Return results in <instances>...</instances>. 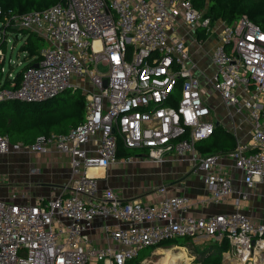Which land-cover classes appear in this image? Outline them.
<instances>
[{
	"label": "built area",
	"instance_id": "obj_1",
	"mask_svg": "<svg viewBox=\"0 0 264 264\" xmlns=\"http://www.w3.org/2000/svg\"><path fill=\"white\" fill-rule=\"evenodd\" d=\"M204 14L190 0H66L23 14L0 9V39L10 42L23 30L46 44L17 83L8 75L0 102L43 103L68 89L86 101L83 122L65 134L40 135L30 145L0 135L1 155L53 150L70 164L61 194L28 204L0 200V264H133L141 251L180 238L218 248L226 242L221 256L261 264L264 223L240 207L264 182V32L245 16L228 26ZM214 34L208 55L214 72L205 81L226 112L235 147L204 156L196 147L215 130L211 93L193 72L187 44ZM3 58L0 50V64ZM119 142L143 153L123 159L128 164L187 159L204 176L207 202L231 201L233 210L195 219L187 216L193 200L167 197L164 186L156 190L164 197L150 205L101 188L88 172L120 163ZM234 172L243 185L237 191ZM96 220L100 243L90 234Z\"/></svg>",
	"mask_w": 264,
	"mask_h": 264
},
{
	"label": "crops",
	"instance_id": "obj_2",
	"mask_svg": "<svg viewBox=\"0 0 264 264\" xmlns=\"http://www.w3.org/2000/svg\"><path fill=\"white\" fill-rule=\"evenodd\" d=\"M13 36V40L15 42L21 41V44H23L26 39V36L20 33L19 30H17ZM216 40L218 39L216 34H214L208 38L203 37V40H198L197 44L195 41H189L187 44L191 52V59L197 67L193 72L200 79L201 86L205 92H209L210 90L206 85L205 77L211 76L214 72L213 67L210 65L208 55L216 44ZM5 46L6 44L0 49L4 56L1 63L4 68V73L1 74L0 86L4 83V80H9L8 75H11L12 78L16 76V74L13 73V66L11 65H9L10 70L8 72L5 71ZM23 56H25V53ZM10 58L11 57L8 58V63L11 61ZM30 61L31 60H28L27 62ZM25 63L23 57V62L19 71ZM72 91H77L81 94L79 90ZM213 100V102L217 103L221 108V113H219V109L211 103L210 99L208 100L212 107L211 120L215 128L219 127L233 138L231 135L232 126L226 116L225 110L222 108L217 98H213ZM84 102L86 113L85 99ZM70 128L71 126L65 130V133H67ZM49 134L56 133L51 132ZM247 141H249V137L243 135L242 142L246 143ZM18 143L22 144V142ZM201 143L202 142L197 144V147ZM142 156L143 153L141 151L135 154L131 151V156L129 157L135 159ZM123 159L125 158L119 159L120 163L107 170L96 169V171L90 170L88 173L99 178V185L101 188L113 189L126 201H138L143 204L154 203L164 197V195L156 193L157 188L161 186L166 187L165 196L167 197L187 195L193 200V203L189 206L187 216L195 219L207 218L233 210L231 201L224 204L207 202L209 193L204 184V176L200 172H195L196 169L193 164L187 159L177 160L169 156L167 161L162 165H154L148 162L135 160L133 163L128 164L125 163ZM0 171V200L11 203L28 204L35 202L38 198L48 199L59 195L70 181L69 158L53 150L44 155H27L20 153L5 156L0 154ZM144 175H149L151 177L150 182L151 184L153 183L152 186L147 187L148 185H142L140 181H137V179L141 176L144 177ZM126 177L132 178L134 181L130 187H124L122 185L123 178ZM232 177L234 178L235 190L237 191L243 188V185L239 181V173L234 172ZM249 193L250 196L248 200L241 204L240 209L254 221L264 223V182L256 184L255 188L249 190ZM13 194L16 196L14 199L11 197ZM100 224L101 220H96L94 223V230L90 232L91 238L97 241V243H100L99 240H97L98 227ZM225 263L228 264L226 260Z\"/></svg>",
	"mask_w": 264,
	"mask_h": 264
},
{
	"label": "trees",
	"instance_id": "obj_3",
	"mask_svg": "<svg viewBox=\"0 0 264 264\" xmlns=\"http://www.w3.org/2000/svg\"><path fill=\"white\" fill-rule=\"evenodd\" d=\"M197 10H205L204 16L212 21H222L226 25H231L241 17H247L251 22L258 26L264 32V0H190ZM66 0H0V9L3 11H15L19 14L37 12L46 10L57 4H65ZM2 18L0 17V23ZM26 36L19 51L25 53V65L13 77L14 82H18L22 71L37 63L40 59V51L44 48V41L38 36L19 30ZM14 36H12V41ZM200 41L203 37L198 38ZM2 43V44H1ZM0 49L6 44L5 39H0ZM5 48V47H4ZM31 60L30 62H27ZM0 67L2 65L0 64ZM1 78V73H0ZM1 80V79H0ZM10 81L4 80L0 87H8ZM65 90L63 93H67ZM63 101H57L58 96L52 100L26 104L18 101L0 102V135L7 136L11 143L22 142L23 145H30L35 138L40 135H48L53 132L56 134H65V130L78 126L84 120L85 102L84 97L77 91ZM63 104V106H62ZM70 121L69 124L66 122ZM235 147L234 139L219 127L215 128L214 133L207 140L197 147L201 155H210L216 153H226ZM131 156V151L125 150L122 144L118 143L117 158H127ZM180 241V243H179ZM194 247L193 250L197 259V264H221V254L229 250V245L223 242L221 246L216 244L202 245L191 244L188 238L176 239L172 242L163 244L166 246L188 245ZM195 246H200V250ZM218 248V249H217ZM152 251L154 249H151ZM218 250L219 255L212 257ZM135 261L133 264H138Z\"/></svg>",
	"mask_w": 264,
	"mask_h": 264
},
{
	"label": "rangeland",
	"instance_id": "obj_4",
	"mask_svg": "<svg viewBox=\"0 0 264 264\" xmlns=\"http://www.w3.org/2000/svg\"><path fill=\"white\" fill-rule=\"evenodd\" d=\"M10 42H7L6 43V46H5V55H6V60H5V71L8 72L10 70L9 68V65H11V63L13 62V64L11 66H13V73H17L19 71V69L21 68V64L23 62V55L24 53H20L19 51V48L21 46V41H18V42H15V41H12V37L9 38ZM10 58L11 62L8 63V58ZM98 69L101 71V72H105L107 71V68H104V67H101V66H98ZM74 92L69 89L67 93H63L62 95H59L58 96V101H63L65 99H67L68 96L72 95ZM209 93L210 90H209ZM213 98L216 99L217 98V95L215 93H211L209 94V99L211 101V103L217 107L218 112L221 113V108L219 107V105H217V103H214L213 101ZM216 101V100H215ZM63 106V104H62ZM67 124L70 123V121H67L66 122ZM140 150H133V153H137L139 152ZM198 151V150H197ZM5 168V167H4ZM1 172V171H0ZM195 172L198 173V170H196ZM132 179V178H131ZM129 177H126V178H123V181H122V185L124 187H130L131 184H133V179L131 180ZM151 180V177L149 175H144V177H140L139 179H137V181L139 182L140 181V184H146L148 185L147 187L149 186H152L153 183L151 184L150 182ZM142 182V183H141ZM180 243V241H179ZM209 245L211 243H203L202 246H195L196 248H198L200 250V248H202L203 246L205 245ZM200 247V248H199ZM172 249H175L174 250V253L178 252L179 250H182L187 258L189 259V263L190 264H197V259L199 258V256H196L193 252V250L195 249L194 247L190 246V244L188 245H180V246H166V247H162L160 249H157V250H151V249H145L143 251H141L139 253V256L137 258L136 261H138L139 263L138 264H143L141 261H144L145 259H148L149 262L146 263V264H162L164 259L166 258L165 254L162 253V251L164 250H172ZM219 255V252L218 250H216L214 253H213V256L212 257H215ZM225 256H221V264H227L225 263ZM230 264V263H228ZM237 264V263H236ZM257 264H260V263H257Z\"/></svg>",
	"mask_w": 264,
	"mask_h": 264
},
{
	"label": "bare ground",
	"instance_id": "obj_5",
	"mask_svg": "<svg viewBox=\"0 0 264 264\" xmlns=\"http://www.w3.org/2000/svg\"><path fill=\"white\" fill-rule=\"evenodd\" d=\"M93 170L96 171V169H92L91 171ZM174 250L175 249L162 251V253H164L166 256L162 264H190L189 259L187 258L186 254L182 250H179L176 253H174ZM225 259H226V262L230 264H236L235 260H232L231 258L227 256L225 257ZM261 264H264V259L263 261H261Z\"/></svg>",
	"mask_w": 264,
	"mask_h": 264
},
{
	"label": "water",
	"instance_id": "obj_6",
	"mask_svg": "<svg viewBox=\"0 0 264 264\" xmlns=\"http://www.w3.org/2000/svg\"><path fill=\"white\" fill-rule=\"evenodd\" d=\"M36 66V64L34 65V67ZM104 85H105V83H104ZM263 255H264V253H263Z\"/></svg>",
	"mask_w": 264,
	"mask_h": 264
}]
</instances>
